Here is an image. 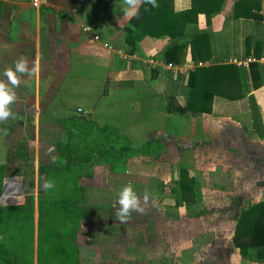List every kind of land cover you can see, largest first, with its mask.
<instances>
[{
  "label": "crops",
  "instance_id": "obj_1",
  "mask_svg": "<svg viewBox=\"0 0 264 264\" xmlns=\"http://www.w3.org/2000/svg\"><path fill=\"white\" fill-rule=\"evenodd\" d=\"M191 6L174 0L177 12ZM122 7L123 0H0V79L21 56L32 69L15 89L14 118L0 122L1 194L15 162L16 176L38 193L56 191L66 178L59 187L75 194L74 207L86 209L92 228L100 226L93 234L112 229L98 237L116 241L107 256H121L123 233H132L147 242L135 248L164 256L165 264L174 257L178 264H264L245 260L233 241L242 210L264 202V71L231 74L234 59L264 56V0H224L209 24L200 15L205 57L197 62L188 45L180 64L160 58L180 37L141 38L137 60L110 50L128 53L125 29L134 16ZM153 58L157 65L147 66ZM203 67L217 73L207 88L210 106L179 112L188 104L190 74ZM130 88L136 100L122 101ZM44 178L55 187L46 191ZM129 183L145 212L120 222L116 201ZM77 193L85 194L82 205Z\"/></svg>",
  "mask_w": 264,
  "mask_h": 264
},
{
  "label": "rangeland",
  "instance_id": "obj_2",
  "mask_svg": "<svg viewBox=\"0 0 264 264\" xmlns=\"http://www.w3.org/2000/svg\"><path fill=\"white\" fill-rule=\"evenodd\" d=\"M192 31H195V28ZM144 89L146 92L148 85H145ZM137 95L136 91L130 88L125 92L126 99L123 95L120 99L136 100ZM172 125L184 128L175 120ZM10 167L2 194L3 188H0V264H4L1 258L13 260L14 264H104L105 260H110L109 264H165L167 261L164 256L156 257L154 251L150 256V249L141 253L134 244L139 247L144 245L142 243L147 245V242L140 235L132 237V233L128 238L123 233L121 256L116 257V252L113 256H107V251H115L112 245H115L116 241L113 243L107 239L99 240L98 237L112 232V229L104 227L101 234H93L92 229H98L100 226L92 228L89 221L92 217L88 218L86 209L74 207L75 194L67 191V187H59L66 178H58L56 191L38 193L31 187H26L27 182L16 176L20 170L16 168L15 162H12ZM29 180L31 181L30 178ZM77 194L76 201L82 205L85 194ZM7 198H11V201H7ZM6 202L13 204L7 205L11 207H3V204H8ZM117 242L120 243V240ZM159 243L161 241L157 242ZM119 249L120 247H117V251ZM170 261L171 264H178L177 257L170 258Z\"/></svg>",
  "mask_w": 264,
  "mask_h": 264
},
{
  "label": "trees",
  "instance_id": "obj_3",
  "mask_svg": "<svg viewBox=\"0 0 264 264\" xmlns=\"http://www.w3.org/2000/svg\"><path fill=\"white\" fill-rule=\"evenodd\" d=\"M157 7H152L150 4L142 3L138 10V15L134 16L125 29V46L130 55L136 54L138 41L145 37H162L181 38L173 47L164 52L160 58L168 62L184 63L186 60L188 45H191V53L196 61L203 59V40L206 34L198 32L199 16L205 15L208 24L213 16L219 14L224 6V0H192V6L185 11L177 12L174 8V0H156ZM147 9V10H146ZM195 28V31H192ZM182 48L186 51L182 53ZM256 57H261V54H255ZM261 64L254 63L250 66L251 73L262 72ZM224 68V67H222ZM233 69L231 74L243 76L241 68ZM212 68H198L190 74L189 88L190 96L188 104L179 112L185 113L195 110H203L211 104V97H208V89L212 87V76L217 73L213 72ZM264 74V73H263ZM202 83L199 89L198 85ZM214 83V81H213ZM208 107H207V106ZM203 107V109H202ZM252 109L256 132L260 137H263L262 120L259 117V111L252 98ZM205 112V110H203ZM207 111V110H206ZM211 110L209 109L208 112ZM182 185L183 182L180 181ZM183 190V186H182ZM184 195V196H183ZM182 199L187 198L186 193H183ZM179 197V195H178ZM59 202L66 203L63 200ZM55 203V202H54ZM234 245L240 255L247 261H255L264 263V202L254 204L249 208L242 210L234 235ZM4 260V264H14L12 260Z\"/></svg>",
  "mask_w": 264,
  "mask_h": 264
},
{
  "label": "clouds",
  "instance_id": "obj_4",
  "mask_svg": "<svg viewBox=\"0 0 264 264\" xmlns=\"http://www.w3.org/2000/svg\"><path fill=\"white\" fill-rule=\"evenodd\" d=\"M141 2L142 0H123L124 7L121 10L125 15L137 16L138 5ZM143 3L157 7L156 0H143ZM23 75H32V69L29 68V62L24 56L19 57L14 62V67H8L3 72V76L7 79L6 81L0 79V122L6 121L10 117L14 118V113L10 106L18 99L15 89L20 87L22 83L21 76ZM51 151H54V149H49V152ZM57 159L58 157L56 156L52 157L54 163ZM42 186L47 191L54 188L55 184L54 181L44 178ZM142 199L143 204L146 205L150 199V194L145 191ZM116 203L119 205V208L115 212V215L120 222H125L132 212L140 214L145 212V207L141 203V196L137 194L131 183L125 185L119 191Z\"/></svg>",
  "mask_w": 264,
  "mask_h": 264
},
{
  "label": "built area",
  "instance_id": "obj_5",
  "mask_svg": "<svg viewBox=\"0 0 264 264\" xmlns=\"http://www.w3.org/2000/svg\"><path fill=\"white\" fill-rule=\"evenodd\" d=\"M33 2H34V5L38 4V0H33ZM85 31L87 33H91V29H89V28H85ZM93 38L95 40L99 39L98 36H95ZM109 48H110V50H115L116 53H118L123 58H129V60H137V55L136 54L130 55L129 53H126L123 50H118V49L114 48L113 45H109ZM157 63H158L157 60H155L154 58L153 59H148L145 62V64H147V66H150V67L157 65ZM233 63L236 64L238 67H243V68H246V69H249L250 66L252 64H254V63L261 64V65L264 66V56H261V57L249 56V57L245 58L244 60L234 59Z\"/></svg>",
  "mask_w": 264,
  "mask_h": 264
}]
</instances>
